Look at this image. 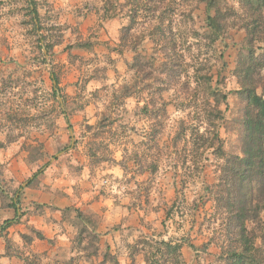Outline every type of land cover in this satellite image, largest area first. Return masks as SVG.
Here are the masks:
<instances>
[{"label": "rangeland", "instance_id": "obj_1", "mask_svg": "<svg viewBox=\"0 0 264 264\" xmlns=\"http://www.w3.org/2000/svg\"><path fill=\"white\" fill-rule=\"evenodd\" d=\"M263 4L0 0V264H223L214 192Z\"/></svg>", "mask_w": 264, "mask_h": 264}, {"label": "trees", "instance_id": "obj_2", "mask_svg": "<svg viewBox=\"0 0 264 264\" xmlns=\"http://www.w3.org/2000/svg\"><path fill=\"white\" fill-rule=\"evenodd\" d=\"M243 2L252 7L259 5L263 0ZM32 13L37 16L35 8H32ZM210 19L214 18L210 16ZM250 25L251 22L245 23L248 56L236 68L241 82L246 77L250 80L249 85L244 83L243 89L247 105L243 119L244 129L240 136L241 155H228L225 158L214 192L216 207L223 215L220 230L221 242L225 249L223 264H264V219L261 217L264 212V94H258L256 91L259 81L263 82L264 87V53L256 54L254 47V43L258 41L264 42V30L258 31L257 34V30H251ZM160 28L163 26L160 25ZM163 50L162 53L166 56V48ZM138 60L140 58H137L136 62ZM53 79L56 80L55 77ZM18 203L19 198L11 201V206L16 212L15 217ZM11 222L12 220H6L1 226V231ZM22 237L27 238V242L31 240L28 235L24 234ZM37 237L42 238V234L37 232ZM257 239L260 241L259 245L256 244ZM157 242L164 247L162 257L167 254L170 260L179 259L180 243L172 240ZM29 260L25 257L24 264H31ZM146 262L160 264L158 259H150L147 255Z\"/></svg>", "mask_w": 264, "mask_h": 264}, {"label": "water", "instance_id": "obj_3", "mask_svg": "<svg viewBox=\"0 0 264 264\" xmlns=\"http://www.w3.org/2000/svg\"><path fill=\"white\" fill-rule=\"evenodd\" d=\"M53 83H54V85L56 84V81L55 80H53ZM55 89V91H56V94L58 95V99L59 100H61V97H60V95H59V92H58V90L56 89V88H54ZM17 196V195H16ZM18 206V205H17Z\"/></svg>", "mask_w": 264, "mask_h": 264}]
</instances>
